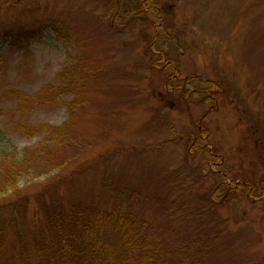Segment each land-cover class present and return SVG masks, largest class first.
<instances>
[{
    "label": "rangeland",
    "instance_id": "374dc122",
    "mask_svg": "<svg viewBox=\"0 0 264 264\" xmlns=\"http://www.w3.org/2000/svg\"><path fill=\"white\" fill-rule=\"evenodd\" d=\"M12 148L33 152L32 190L68 176V200L130 218L138 264H264V0H0Z\"/></svg>",
    "mask_w": 264,
    "mask_h": 264
},
{
    "label": "trees",
    "instance_id": "16d2710c",
    "mask_svg": "<svg viewBox=\"0 0 264 264\" xmlns=\"http://www.w3.org/2000/svg\"><path fill=\"white\" fill-rule=\"evenodd\" d=\"M23 30L12 36L15 49H26L33 36ZM216 91V87L207 90L206 97L212 101ZM179 93H186L184 84ZM45 132L50 144L42 159L62 168L65 158L58 151L66 146L61 140L65 132L59 127H48ZM33 157V152L18 153L15 148L0 150V264H138L149 257L139 246L151 241L130 218L68 200L60 186L71 182L68 176L59 175L43 182L42 189L32 190ZM138 237L143 242L135 241ZM8 248L18 262L11 261Z\"/></svg>",
    "mask_w": 264,
    "mask_h": 264
}]
</instances>
